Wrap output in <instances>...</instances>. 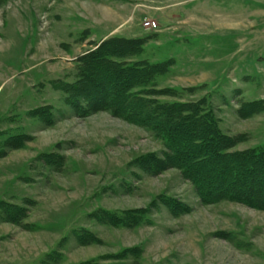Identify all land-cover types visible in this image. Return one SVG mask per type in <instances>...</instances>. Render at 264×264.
Segmentation results:
<instances>
[{"label": "rangeland", "instance_id": "obj_1", "mask_svg": "<svg viewBox=\"0 0 264 264\" xmlns=\"http://www.w3.org/2000/svg\"><path fill=\"white\" fill-rule=\"evenodd\" d=\"M110 39L140 42L124 62L173 61L154 86L176 96L152 98L205 99L234 150L264 147V107L240 110L264 105V0H0V264H264V211L202 203L142 166L166 152L155 133L65 92Z\"/></svg>", "mask_w": 264, "mask_h": 264}, {"label": "trees", "instance_id": "obj_2", "mask_svg": "<svg viewBox=\"0 0 264 264\" xmlns=\"http://www.w3.org/2000/svg\"><path fill=\"white\" fill-rule=\"evenodd\" d=\"M141 51L139 41H104L81 60L80 81L74 88H65V92L74 93L78 88L90 92V100L96 97L92 103L98 105L97 109L155 133L166 152L163 158L145 157L142 166L151 165L154 174L179 170L194 185L202 203L229 201L264 211V147L234 150L241 137H230L221 131L220 122L205 99L160 103L152 98L176 96L171 89L157 90L154 86L158 76L168 73L173 61H122ZM262 107L263 102L245 103L240 110L244 116H252ZM3 205L0 203V210ZM4 208L13 224L25 218L24 209L14 205Z\"/></svg>", "mask_w": 264, "mask_h": 264}, {"label": "built area", "instance_id": "obj_3", "mask_svg": "<svg viewBox=\"0 0 264 264\" xmlns=\"http://www.w3.org/2000/svg\"><path fill=\"white\" fill-rule=\"evenodd\" d=\"M143 25H144V28L146 30L152 31V30H156L157 29V25L154 22H151V21L149 23H144Z\"/></svg>", "mask_w": 264, "mask_h": 264}]
</instances>
